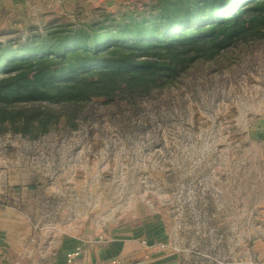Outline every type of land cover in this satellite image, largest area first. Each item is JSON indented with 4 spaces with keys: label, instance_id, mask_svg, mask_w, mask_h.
<instances>
[{
    "label": "rangeland",
    "instance_id": "rangeland-1",
    "mask_svg": "<svg viewBox=\"0 0 264 264\" xmlns=\"http://www.w3.org/2000/svg\"><path fill=\"white\" fill-rule=\"evenodd\" d=\"M152 2L77 0L49 15H4L0 44L140 15ZM157 100L132 119L98 102L72 129L62 120L37 140L0 136V208L35 228L92 237L139 228L146 262L263 264L264 38L197 61Z\"/></svg>",
    "mask_w": 264,
    "mask_h": 264
},
{
    "label": "trees",
    "instance_id": "trees-1",
    "mask_svg": "<svg viewBox=\"0 0 264 264\" xmlns=\"http://www.w3.org/2000/svg\"><path fill=\"white\" fill-rule=\"evenodd\" d=\"M148 10L0 44V136L37 140L62 120L72 129L98 102L136 118L197 61L264 38V0H153Z\"/></svg>",
    "mask_w": 264,
    "mask_h": 264
},
{
    "label": "crops",
    "instance_id": "crops-1",
    "mask_svg": "<svg viewBox=\"0 0 264 264\" xmlns=\"http://www.w3.org/2000/svg\"><path fill=\"white\" fill-rule=\"evenodd\" d=\"M102 1V0H87ZM77 0H0V25L4 15L14 21L31 14L49 15L73 6ZM63 7V8H62ZM10 19V18H9ZM51 24V23H49ZM140 229L108 231L106 236L80 228L73 232L59 228H35L28 218L14 207L0 208V264H68V255L80 251L73 264H106L119 260L127 264H176L167 259L144 261L149 248L140 236ZM129 232L131 235L123 233ZM142 240V241H141ZM263 259L264 249L259 250Z\"/></svg>",
    "mask_w": 264,
    "mask_h": 264
},
{
    "label": "built area",
    "instance_id": "built-area-1",
    "mask_svg": "<svg viewBox=\"0 0 264 264\" xmlns=\"http://www.w3.org/2000/svg\"><path fill=\"white\" fill-rule=\"evenodd\" d=\"M144 244L146 245V242H144ZM80 256V251H76L70 255H68L67 260H68V264H73V262L79 258ZM106 264H121V262L119 260H112L107 262Z\"/></svg>",
    "mask_w": 264,
    "mask_h": 264
}]
</instances>
